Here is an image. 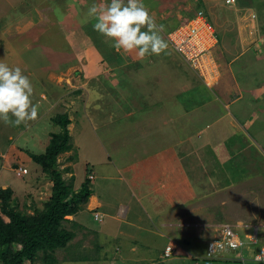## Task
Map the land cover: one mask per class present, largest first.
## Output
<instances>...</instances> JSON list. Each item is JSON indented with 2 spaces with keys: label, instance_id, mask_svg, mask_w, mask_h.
Returning <instances> with one entry per match:
<instances>
[{
  "label": "rangeland",
  "instance_id": "obj_1",
  "mask_svg": "<svg viewBox=\"0 0 264 264\" xmlns=\"http://www.w3.org/2000/svg\"><path fill=\"white\" fill-rule=\"evenodd\" d=\"M64 1L57 3L55 0H0V59L10 65L21 66L33 84V103L40 105L35 119L17 125L10 122L15 118L9 114V122L0 120V153L7 150V145L15 149V156L29 150L38 154L45 153L51 134L60 129L51 120L52 116L66 111L73 118L71 143L74 147L71 151L59 155V166L72 190L80 189L81 185L87 182L101 202L99 211L103 214L102 220H96L94 212L85 208L88 202L83 205L81 215L66 216L68 219L64 221V225L75 235L65 246L57 248L53 253L58 260L56 264H104V253L101 250L104 246L108 248L106 254L116 253L118 256L115 264H129L124 263L128 256L132 258L129 262L133 264L145 263L160 249L163 250L166 244H173L179 249L178 236V240H173L159 234L161 226H170V222H174L171 219H177V223L184 230L192 232L191 236L197 233L198 238H201L187 242L188 248L200 256H205L209 251L211 242L209 244L208 237L218 232L221 223H230L243 236L256 229L262 237H259V243L260 239L264 242V142L262 141L260 146L253 141L252 145L237 127H233L235 111L237 119H243L238 108L244 103L245 106L248 105L247 96H242V99L237 100L230 108H224L213 96L208 98V92L203 96H194V99L201 103V112H191V123L185 129V123L182 118L175 116V110H171V116L163 110L164 105H159L164 99L161 88L165 87L164 84L167 89L172 85L176 88L186 86L185 81L180 78L185 74L193 77L192 68L198 72V66L189 67L185 62L181 63L179 59H184L182 54L178 51L172 52L168 47L156 55L155 64L145 66L148 67L145 69L147 73L142 76V80L139 79L138 86L137 77L135 83L134 77L129 78L131 84L126 83V88H122L126 96L119 95V98L112 88L111 92L106 91L104 96H101L98 94L101 89L96 87V83L100 82L99 78L111 85L105 76H95L93 81L96 83L92 84L85 81L82 71L76 72L77 68H82L83 63L87 61V50L79 52L84 39L80 27L89 19H86L87 10L93 0H81L86 1L83 11L78 9L81 16L75 7L70 8L71 2L65 11L62 7ZM169 1L168 4V0H160L158 5L159 9L166 8L165 14L164 10L161 14L167 17L169 22L170 18L177 14L185 21L192 17L191 14L202 9L209 16L220 37V44L218 42V49L214 48L215 50L219 52L224 48L228 49L229 45L238 51L248 49L250 56L263 61L258 64L263 72L260 73L256 66L254 80L250 84L245 83L249 88L248 92L252 93L250 88L254 89L264 75V40L261 39L264 33V0ZM25 5L32 10L22 15L25 10L21 12V8ZM157 10L152 9L153 12ZM61 14L63 16L58 17ZM62 18L65 23H60ZM226 31L228 34L225 36H228L229 41L224 42L223 34ZM161 35L170 46L168 33L161 30ZM211 54V51L204 54L198 61L199 64L203 63L201 68L205 70L203 77L206 85L210 84L209 86L216 90L219 83H215L211 78V66L214 63L211 61ZM80 56L85 57L82 61L76 60ZM101 67L105 68L103 65ZM252 72L253 70L243 72L240 80L248 79ZM160 73L161 85L155 88V85H150V80L157 78ZM134 86H137V89H134ZM93 88L95 91H92ZM156 90L159 91L158 97L150 95ZM223 92L220 97L227 99L224 98V89ZM232 92V99L240 98L235 96V90ZM94 95H98V98ZM186 95L190 97L194 94L188 92ZM261 100L263 101L264 97ZM174 102L175 99L171 101L172 104ZM211 104L216 114L219 115L223 111L220 120L213 112L206 113V108H210ZM253 106L255 110L261 111L259 108L264 106V101L261 106L260 103ZM164 112L170 116L167 122L158 121L151 129L143 127L150 117L154 116L157 121L155 116H164ZM197 114L203 118H197ZM193 118L195 121L192 122ZM10 126L15 129H9ZM201 126L204 127L203 132L199 130ZM263 126L264 122L256 121L253 124V128L261 127L259 132L264 130ZM253 128L249 127V131ZM182 133L191 135L193 147L182 143ZM10 135L12 138H9ZM259 135L264 137L263 134ZM204 140L206 144L200 145ZM170 143H173V149L169 147ZM21 146L24 152L20 151ZM161 149L163 152H160ZM144 156L148 157L143 159ZM68 162L72 163L67 165ZM182 162L187 164L188 178L178 186L177 196H174L180 203L183 201V204H179L180 207L173 217L166 218V211L158 216L159 210L168 200L165 199V193L161 194L164 189L157 185L156 177L160 174L167 179V174L170 176L175 168H182ZM37 164L31 163L33 167ZM90 172L95 176L90 178ZM14 173L7 168L1 170L0 182L3 178L7 183L24 181L22 176ZM43 173L44 184H41L42 187L39 185L37 191L26 195L25 198L23 194H12V203L23 213H32L30 209L33 211L35 205L43 208L44 200L49 198L52 186L45 181L51 179L47 172ZM141 176L150 181L147 186L142 185L144 179H141ZM92 195L89 202L91 208H96L98 201ZM91 197H94L95 201L91 200ZM2 216L4 220H9L7 215ZM80 218L83 219L81 223ZM159 218L162 222L168 220L169 223L159 225ZM251 250L254 248L251 247ZM42 255L41 252L36 260L37 264H44ZM91 255L93 261L79 259L90 258ZM1 262L0 259V264ZM170 262L184 264L187 260L174 258Z\"/></svg>",
  "mask_w": 264,
  "mask_h": 264
},
{
  "label": "crops",
  "instance_id": "obj_2",
  "mask_svg": "<svg viewBox=\"0 0 264 264\" xmlns=\"http://www.w3.org/2000/svg\"><path fill=\"white\" fill-rule=\"evenodd\" d=\"M25 1H29V0H25ZM60 1L61 0H55V2H57V3H59ZM69 2H71L70 8L75 7L76 10L78 11V14L81 16L78 9H81L83 11V6H84L83 4L86 1L82 2L81 0H65L64 4L62 6L65 11L68 9ZM159 3H160V0H152L151 2L145 0V2H144L145 6L147 7V9L151 13V15L154 17L157 24L163 25V28L161 30L168 33L169 31H171L175 27L177 22L182 19L181 18L182 16L180 17L179 16L180 14L176 13L177 15L172 16L173 18H170V22H169V19L167 17H165L163 14H161V11H163V10H164V14H165L166 8L163 7V8L159 9V7H160V6H158ZM169 3H170V1L168 0V4ZM90 6H91V4H90ZM56 7H57V5H56ZM35 8L36 7L33 8L34 11L36 10ZM155 8L158 10L156 12H153L152 9H155ZM23 10H25V12ZM31 10L32 9H29V7H27L25 5V7L21 8V12L23 11L22 15L27 14L28 11H31ZM155 15H157V16H155ZM182 15H183V10H182ZM61 16H63V15L61 14L58 17H61ZM175 19H177V21ZM88 20H86L80 27L82 33L84 34V39H82V46H81L80 51H79L80 53L81 52L83 53V50L84 51L87 50V55H86V57L84 56L87 61L85 63H83L84 65L82 66V68L78 67L76 72L82 71V75H83V78L85 77V81H87L88 83H92V84L96 83L93 81V78L95 76L96 77L98 76V78H99V76H105L106 77L105 79H107L111 83V85L108 83H104L106 81H103V78H99L100 82L96 83V85H97L96 87L101 89V91L98 92V94H101V96H104V93L106 91H110L111 88L116 92L115 94L118 95V97H119V95L120 96H122V95L126 96L125 95L126 92H123L124 89H122V88H126V85H125L126 83L131 84L129 78L134 77V80H135L134 83H135L136 77H137V86H138L139 79L142 80V78H143L142 76H145L147 73V71H145V69L148 67H145V66H148V65L152 66L153 64H155L157 61L154 62V60H155V57L157 54H151V55L146 54L142 57L138 54V50H135V49L130 50V51H125L123 49L117 50L115 47H113L112 38L105 37L103 34H101L98 31L93 29L92 24L95 22L94 18H89ZM60 23H65V19L62 18L60 20ZM227 32L228 31H226V33L223 34L224 42H225V40L229 41L228 36L227 37L225 36V34H228ZM229 33H231V32H229ZM239 33H241V32L239 31ZM163 39L165 40L164 37H163ZM166 39H167V37H166ZM235 39H236V37H235ZM261 39L264 40V33L262 34ZM219 40H220V37H219ZM165 41H167V40H165ZM219 44H220V41H219ZM219 44H217L215 49H218L217 47L219 46ZM66 45L68 46V44H66ZM80 45H81V43L79 44V46ZM167 47L172 52L177 51L171 46V44H170V46L168 45V41H167ZM68 48H69V46H68ZM246 48L247 47H245V49ZM223 50H219V52H218V50H215V52H212V54L210 56L211 61L213 60V62L215 63V64L209 63V64H212L211 68L213 69L211 72V75H212L211 78H212V81H214L215 83H219L218 84L219 87L218 86L216 88L214 87L216 90H213L209 86L210 84L206 85L207 82L205 80V77H203L199 73V71L197 72L196 70H194L192 68L193 77L190 78V76H191L190 74H188V75L185 74V75H183L182 78H180V79H183L185 81L186 86L181 85V86H178L176 88V86L172 85V87H169V89H167V86L164 84L165 87L161 88V90H163L162 96H164V99L161 100L163 103L159 102V105H161V106L164 105L165 107L164 108L162 107L163 110L164 111L166 110V112L170 113L171 116L173 114V112H171V110L172 109H173V111L175 110V113H176L175 116L177 118L178 117L182 118V120H183L182 122L185 123V129H186V127L191 123V119H190L191 118V112H201V103L197 102L198 99H194V96H197V95L203 96V95H205L204 94L205 92H208V98L213 96V98L218 99L222 103V106L224 108H227L228 106L230 108V106H232V104L236 103L237 100H241L242 96H244V97L247 96L248 100H247L246 104H248V105L245 106L244 105L245 103H244V104H241V107L238 108L240 110V115L243 117V119H242V121L238 120L236 117L237 112L235 111V115L233 116L235 118V120H234L235 122L233 124V127H237L239 129V132L244 135V138L248 139L250 144L253 145V141H254L255 144L257 143L261 146V142L262 141L264 142V137H261L259 134L264 135V130L262 132H259L261 127H254L253 128V124L256 121L258 123L264 122V106L262 107L263 109L259 108L261 111H257L254 109L253 105H257L260 103V106H261L263 104L264 100L262 101L261 98L264 97V75H263V78L261 79L260 82L258 80L259 84H257V86H254V89L250 88L252 93L248 92L249 88H248V86H246L245 83L250 84L254 80V74H255L256 66H257V68H259L260 73L263 72V70L260 67H258V64H260L263 61L261 59L255 60L254 56L253 57L250 56L249 53H251V52L248 49L246 51L245 50L240 51V49H239V51H238L237 48L236 49L231 48L229 45L228 49L224 48ZM121 52H122V54H121ZM162 52H164V50ZM84 57L83 56L77 57L76 60L82 61V58L84 59ZM179 60H180V62L181 61L185 62L189 67H191L190 64L187 61H185L184 59L180 58ZM101 65H103L105 68L103 69L101 67ZM76 66H78V64ZM83 67H84V69H83ZM78 69H79V71H78ZM251 70H253V72L248 77V79L240 80L241 74L243 72H250ZM25 74H27V73H25ZM133 75H135V76H133ZM159 75H157L158 76L157 78H151V80H150V85H152V86L155 85V88H157V85H159V84L161 85V83H159V77L161 78L162 75H161V73ZM137 86H134L135 87L134 89H137ZM223 89L226 92V94L224 95V98H227V99H223L220 97L221 93L224 94ZM230 90H232V91L235 90V93H237L235 96H240V98L232 99L233 96L231 94L233 92L232 91L229 92ZM92 91H95V89L93 88ZM210 91H211V93H210ZM188 92L190 94L193 93L194 95H191L189 97L186 95V93H188ZM95 93L96 92H94V94ZM150 95H155L158 97L159 91L156 90L153 93H150ZM97 96L98 95H94V97H96V99L98 98ZM94 97H93V99H94ZM173 99H175L174 104L171 103V101ZM190 100L192 101V108L190 106ZM225 101H227L228 103H226ZM257 101H260V102L258 103ZM261 101H262V103H261ZM40 104H42V103H40ZM202 105H203V103H202ZM37 106H40V105L37 104ZM41 107L43 108V106H41ZM64 112H66V111H64ZM166 112H164V114H165L164 116L163 115L159 116V117L155 116L157 121H155L154 116L150 117L144 125L142 124L143 127H145V128L148 127V129L149 128L151 129V128H154V126H155L154 123L157 124L158 121H166L167 122V119L170 116ZM207 112H213V114H216V112L213 110L212 104L210 105V108L209 107L206 108V113ZM230 112H232V111H230ZM161 113H163V112H161ZM55 114H57V113H55ZM223 114H224L223 111H221L219 115L216 114L217 116H215V115L214 116L218 120H220V118H222ZM193 116H195V115H193ZM197 118L201 119L203 117L201 115L197 114ZM70 119L73 120V118L71 116H70ZM193 121H195V118L192 119V122ZM178 123H181V122H178ZM72 126H73V122L71 121V123L69 124L71 136H72ZM10 127H9V129H15V128H12V126H10ZM29 127H30V125H28V129H29ZM249 127L253 128V129L249 131ZM203 128L204 127L199 128V130L203 132L204 131ZM220 128H222V127H220ZM245 128H246V130H245ZM28 129L26 131H28ZM9 138H12V136L10 135ZM181 140H182V143H187V147H193L194 146V143L191 139L190 134L186 135V134L182 133ZM204 143L206 144V140L201 142L200 145H202V144L204 145ZM211 143H209V144H211ZM16 147H17V145H16ZM73 147H74V144H73ZM169 147L171 149H173L174 148L173 143H170ZM196 149H199V148H196ZM71 150H69V151H71ZM20 151L24 152V149L22 148V146H21ZM69 151H66V152H69ZM187 151L188 150H186L185 152H187ZM31 152L32 151L29 150V152L25 151V153H20L19 155L17 153V156H15L16 155L15 149H13V147H11L10 145H7V150L0 153V157L2 159L0 161V172H1V170L6 169V168L14 171V168L18 167V166H24V167L28 168V172L25 173L24 175H22V177H21V179H24L23 182H20L19 180H17V181H13L12 183L11 182L7 183V181H5V178H3L0 182V189L9 187L13 190V194L15 196L23 194L24 195L23 198H25L26 195L28 196L33 191H37L39 185L41 186L42 183L44 184L43 178H45V176H44V173H43L41 166L37 164V165H35V167H33L31 165V163H35L34 162L35 160L32 157V154H35V152H32V153ZM160 152H163V150ZM234 152L237 153V150H235ZM36 154H38V153H36ZM147 157L148 156H144L143 159L147 158ZM72 162H68L67 165H70ZM182 164H183L182 168H175L176 170H174V172L171 173L170 176L167 174V179L160 174H159V176L156 177V178H158L157 185L162 187V189H164L163 191H161V194L165 193V199L168 200V203L163 205V207L159 210L160 212L158 213V216L163 211H166V215H167L166 218L173 217L180 207L179 204H181V205L183 204L182 203L183 201H181V203H180L179 199L174 196V195H176V192L178 191V189H177L178 186L182 185L184 183V180L187 181V178H188L187 177L188 175L186 172V171H188L187 164L184 162H182ZM59 168H60V166H59ZM177 171H179V172H177ZM62 172H63V170H62ZM70 173H72V172H70ZM15 174L16 173H14V175ZM16 177H17V175H16ZM141 179H144L143 180L144 184H142V185L147 186V184L150 182L147 179V177L141 176ZM45 182L49 183L52 186V180L51 181L47 180ZM33 186H34V188H33ZM183 189H184V187H183ZM92 196H95V199L98 201L97 205H96L97 207L91 208V204L88 200V203L90 205L87 204L85 206V208L87 210L94 212L95 210H99V208L101 207V202L95 193H93ZM92 199H94V197L93 198L91 197V200ZM95 199H94V201H95ZM38 206H40V205H38ZM36 207H37V205H35V208ZM82 210L83 209L79 210L76 213V215L77 216L81 215ZM30 211L33 212L32 209H30ZM81 219L82 218H80V221H79L80 223H81ZM159 220H160V218H159ZM171 220L172 221L174 220V222H170L171 223L170 226L169 225H166L165 227L161 226L160 232L157 230L159 232V234L173 238V240H175V239L178 240L177 236L180 238V242L177 243L178 248H179V249H177V251L180 250V253H178V256L181 259L189 260V258L191 256H200L196 253H193V251H191L188 248V244H187V242L191 241L192 239H194V241L201 239V238H198V236L196 235L197 233L194 234V236H191L192 232L184 230V228H182L181 225L179 223H177L178 222L177 219H171ZM82 221H83V219H82ZM159 222H160L159 225H162L163 223L164 224L169 223L168 220H166L165 222H162L160 220ZM212 236L213 235L209 236L208 238L210 239ZM101 250L104 253L102 255V256H104L102 259L104 264H115L114 262L118 258L116 253L106 254L105 252H108V248L106 246L101 248ZM118 250L119 249H117V251ZM163 250L160 249L156 253V255L151 257L148 261L158 258L162 254ZM133 251H135V250H133ZM246 251H249V248H245V252ZM117 254L120 255L118 252H117ZM92 258H93V256L90 258L89 257H86V258L80 257L79 259H85V260H92L93 261L94 259H92ZM136 258L138 259V257H136ZM123 259H124V257H123ZM75 260H77V259H75ZM124 260H125L124 263L128 262L129 264H133V263L129 262L132 260V258L130 256L126 257V259H124ZM133 260H135V259H133ZM141 264H143V263H141Z\"/></svg>",
  "mask_w": 264,
  "mask_h": 264
},
{
  "label": "trees",
  "instance_id": "obj_3",
  "mask_svg": "<svg viewBox=\"0 0 264 264\" xmlns=\"http://www.w3.org/2000/svg\"><path fill=\"white\" fill-rule=\"evenodd\" d=\"M183 22V19L179 20L176 26ZM190 106L192 108L191 100ZM51 120L60 129L51 134L45 153L32 154L35 162L52 180L51 194L44 200L43 208L36 207L32 213H23L12 203L13 190L9 187L0 189L1 264H37L36 260L41 252L44 264H56L58 260L53 253L57 248L65 246L75 235L64 225V221L68 219L66 216L83 209V205L93 194V189L87 182L80 189L72 190L59 168V155L73 148L69 114L60 112L53 115ZM2 214L7 215L9 220H4Z\"/></svg>",
  "mask_w": 264,
  "mask_h": 264
},
{
  "label": "clouds",
  "instance_id": "obj_4",
  "mask_svg": "<svg viewBox=\"0 0 264 264\" xmlns=\"http://www.w3.org/2000/svg\"><path fill=\"white\" fill-rule=\"evenodd\" d=\"M87 18H94L92 27L105 37L112 38L113 47L125 51L138 50L140 56L159 54L167 43L162 38L163 25L157 24L144 4V0H93L87 10ZM34 88L30 77L21 66L10 65L0 59V120L20 124L35 119L37 104L33 103ZM93 176L94 173L90 172ZM91 178V177H90ZM229 237L232 236L230 230ZM233 238L214 240L209 252L217 250L226 252L236 248ZM257 261L264 259V248L255 256Z\"/></svg>",
  "mask_w": 264,
  "mask_h": 264
},
{
  "label": "built area",
  "instance_id": "obj_5",
  "mask_svg": "<svg viewBox=\"0 0 264 264\" xmlns=\"http://www.w3.org/2000/svg\"><path fill=\"white\" fill-rule=\"evenodd\" d=\"M234 0H227L232 2ZM168 40L171 45L184 57V59L192 66H198L199 73L204 76L205 70L201 68L203 63L199 64V59L208 52H213L214 48L219 42V36L215 28L204 10L199 9L189 19L179 24L171 31L168 32ZM206 65V62H204ZM14 172L22 176L28 172V168L18 166L14 168ZM92 178L93 175L90 174ZM103 214L99 210L94 211V218L102 220ZM230 230L232 236L229 237L228 231ZM258 230H252L247 234L240 235L235 226L230 223H221L218 227V232L213 234L209 239L212 243L214 240L223 239L226 243L227 239L233 238L234 243L237 244L236 248H229L226 252L217 250L215 252H207L203 256H191L184 264H249L250 262L264 263V259L257 261L255 256L264 248V242L259 243ZM251 247L254 250H251ZM245 248H249V253L245 252ZM174 258H180L177 254V249L173 244H167L162 254L150 261L143 264H172L170 261Z\"/></svg>",
  "mask_w": 264,
  "mask_h": 264
}]
</instances>
